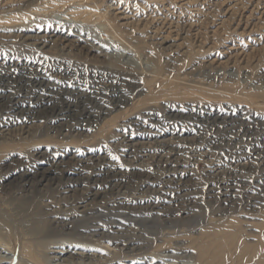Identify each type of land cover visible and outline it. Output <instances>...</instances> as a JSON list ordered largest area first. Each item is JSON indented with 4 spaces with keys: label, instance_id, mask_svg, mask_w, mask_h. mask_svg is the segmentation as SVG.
Returning a JSON list of instances; mask_svg holds the SVG:
<instances>
[{
    "label": "rangeland",
    "instance_id": "374dc122",
    "mask_svg": "<svg viewBox=\"0 0 264 264\" xmlns=\"http://www.w3.org/2000/svg\"><path fill=\"white\" fill-rule=\"evenodd\" d=\"M0 24L17 26L0 29V72L28 65L65 90L82 82L96 89L86 106L108 108L97 123L61 132L43 119L12 124L0 115V243L15 252L10 264L29 249L46 264L55 240L94 244L73 223L44 236L50 218L83 224L84 237L100 231L90 238L118 249L115 240L151 237L145 250L162 255L157 264H264V0H0ZM74 29L87 44L61 41ZM36 33L45 50L32 43ZM116 92L120 104L109 105ZM175 157L182 187L168 182L163 191L156 181L175 179L167 171ZM52 168L58 187L30 196L24 175ZM182 245L189 254L175 251ZM87 261L72 263L114 262L107 254Z\"/></svg>",
    "mask_w": 264,
    "mask_h": 264
},
{
    "label": "bare ground",
    "instance_id": "6f19581e",
    "mask_svg": "<svg viewBox=\"0 0 264 264\" xmlns=\"http://www.w3.org/2000/svg\"><path fill=\"white\" fill-rule=\"evenodd\" d=\"M86 4V3H85ZM90 4V3H89ZM93 4V3H92ZM80 7V6H79ZM89 7V6H88ZM85 13V12H84ZM60 25V24H58ZM57 25V27H58ZM17 26H11V25H2L0 24V29L2 30V32H4V34H7L9 32H12L14 29H16ZM24 27V26H22ZM21 28V27H20ZM28 28V27H27ZM32 28V26H31ZM59 28V27H58ZM107 28V26H106ZM24 29V28H23ZM51 29V28H50ZM64 29V28H62ZM61 29V30H62ZM35 30V29H34ZM40 30V29H39ZM47 30V29H46ZM24 31V30H22ZM49 31V30H48ZM68 33L71 32V30H68ZM77 33H76V32ZM81 29H74V35L73 36H69V34H64V39H61L62 42H67V40H71L72 43L71 44H84L88 41V36L87 35H83L81 34ZM20 32V31H19ZM47 32V31H46ZM57 32V31H56ZM62 32V31H59ZM73 32V31H72ZM71 32V33H72ZM15 33V32H14ZM53 34V31L51 32ZM63 33V32H62ZM51 34V35H52ZM10 35V34H9ZM20 35V34H19ZM24 35V33L22 34ZM29 36V35H28ZM32 38L31 40L32 43L34 42L36 45L37 44H42V48H47L49 46V44L47 43V40H45L43 38V36H45L44 34H39L36 33L34 35H30ZM29 36V37H30ZM47 36V35H46ZM58 36V35H57ZM61 36V35H59ZM14 37V36H13ZM17 37V36H16ZM23 37V36H22ZM52 37V36H51ZM27 37H25L26 39ZM57 38V37H56ZM62 38V37H61ZM90 38V37H89ZM60 39V38H59ZM27 40V39H26ZM50 40V39H49ZM25 41V40H24ZM58 41V40H57ZM53 42V41H52ZM55 42V41H54ZM98 42V41H97ZM96 43V42H95ZM26 44V43H24ZM30 44V43H28ZM67 44V43H65ZM70 44V43H69ZM87 44V43H86ZM27 45V44H26ZM85 45V44H84ZM77 46V45H75ZM74 46V47H75ZM79 46V45H78ZM64 47V46H63ZM68 47V45H67ZM65 47V48H67ZM73 47V50H74ZM82 47V46H81ZM80 47V48H81ZM107 47V46H106ZM36 48V47H35ZM84 48V47H82ZM49 49V48H48ZM78 49V48H77ZM88 50H92L96 51L95 49L96 46H92L90 48H87ZM45 50V49H44ZM63 50V48H62ZM72 50V48H71ZM80 50V49H79ZM84 51V50H83ZM98 51V50H97ZM101 51V50H100ZM104 51V50H103ZM102 51V52H103ZM50 52V51H49ZM89 52V51H88ZM128 52V51H127ZM130 52V51H129ZM42 53V52H41ZM44 54V53H43ZM105 54V52H104ZM105 56V55H104ZM127 56V55H126ZM103 57V56H102ZM106 57V56H105ZM109 57V56H107ZM128 58V57H127ZM12 59V58H11ZM108 59V58H107ZM110 59V57H109ZM112 60V59H111ZM4 61V60H3ZM6 61V60H5ZM116 61V60H115ZM17 63V62H16ZM27 64V63H26ZM16 65V64H15ZM2 68L7 70V71H3L0 72V115L1 117L4 116L6 117V121H8L9 123H19L21 121H25V120H32L34 121V119H43L45 120L48 124H50V127L55 130V131H59L61 132L62 130L64 131V129H69L72 130L70 127L71 122H78L77 125H79V127H83L85 126V123H92V122H96L99 119H101V117H103V114H106L108 111L104 110V109H99L100 111H104L103 114L96 112L98 111L97 109H93L90 106H86L88 104L91 103L90 99H89V95L91 92L96 91V89H86V87H82L83 84L81 82V85L77 84L76 86H74L73 89H69V90H65L63 89V87L57 84H53V82L49 81L46 77L45 74H42L40 72H38L36 69L34 70L32 67H29L28 65H24L25 67H20V68H15V71L11 70V66H4V64H1ZM13 66V65H12ZM14 68V67H13ZM36 68V67H35ZM40 69V68H39ZM1 70V69H0ZM18 70V72L16 71ZM63 72H70L71 74V70L69 69H65ZM73 73V72H72ZM66 74V73H65ZM66 76V75H65ZM69 76V75H68ZM80 78V77H79ZM51 79V78H50ZM101 82V81H100ZM80 83V82H79ZM76 84V83H74ZM110 85V84H109ZM70 86V85H69ZM85 86V85H84ZM90 86V85H89ZM96 87V86H95ZM120 87V86H119ZM117 85L115 86V91L117 90ZM98 89V88H97ZM71 90V91H70ZM101 91V90H100ZM95 93V92H94ZM93 93V94H94ZM100 93V92H99ZM102 94V93H101ZM104 94V93H103ZM123 95V94H122ZM87 96H89L87 98ZM94 96V95H93ZM102 96V95H101ZM109 96V95H108ZM110 97V96H109ZM123 97V96H122ZM94 99V98H93ZM128 99V98H127ZM92 100V99H91ZM95 101V100H94ZM110 101H112V103H110L109 105H113V106H117L118 104H120L121 101V96L118 92H116L115 94L112 93ZM123 101V99H122ZM101 102V101H100ZM84 105V106H83ZM95 105V104H94ZM93 106V105H92ZM104 106V105H103ZM97 107V106H95ZM114 109V108H113ZM198 113V112H197ZM44 121V123H45ZM209 121V120H208ZM212 121V120H211ZM38 122V121H37ZM132 122V121H131ZM146 122V121H145ZM35 123V122H34ZM39 123V122H38ZM97 123V122H96ZM214 123V122H213ZM24 125V124H23ZM33 125V124H32ZM7 126V125H6ZM22 126V125H21ZM36 126V125H35ZM44 126V125H43ZM74 126V125H73ZM27 127V126H26ZM34 127V126H32ZM42 127V126H41ZM23 128V127H22ZM44 128V127H43ZM46 128V127H45ZM21 129V128H20ZM148 129V128H147ZM7 130V129H6ZM11 130V129H10ZM16 130V127H15ZM28 130V129H27ZM36 130V129H35ZM43 130V129H42ZM52 130V131H53ZM22 131V129H21ZM32 131V130H31ZM30 131V132H31ZM50 131V130H48ZM213 131V130H212ZM16 132V131H15ZM25 132V131H24ZM45 132V131H44ZM13 133V132H11ZM20 133V132H19ZM48 133V132H47ZM1 134V133H0ZM26 134V133H25ZM31 134V133H30ZM38 135V134H37ZM229 135V134H228ZM232 135V134H231ZM34 135H32L33 137ZM232 138V137H231ZM230 138V139H231ZM165 139V138H163ZM156 140V139H155ZM167 140V139H166ZM170 140V139H169ZM168 140V141H169ZM173 141V140H172ZM158 142V141H157ZM161 142V141H160ZM164 142V141H163ZM162 142V143H163ZM148 145V144H147ZM143 146V145H142ZM145 146V145H144ZM152 146V145H151ZM158 146V145H157ZM168 146H171L170 144ZM148 147V146H147ZM153 147V146H152ZM178 148V144L176 146ZM133 148V147H132ZM163 148V147H162ZM140 149V148H139ZM159 150V149H158ZM171 151V150H170ZM179 151V150H178ZM169 152V151H168ZM173 152V151H172ZM142 154V153H141ZM148 154V153H147ZM162 154V153H161ZM167 154V153H166ZM136 155V154H134ZM159 155V154H158ZM155 156V155H154ZM160 156V155H159ZM168 156V155H167ZM196 156V155H195ZM157 157V156H156ZM164 157V156H163ZM162 157V158H163ZM166 157V156H165ZM179 157V156H178ZM177 157V158H178ZM182 157V156H181ZM180 157V158H181ZM176 158V157H175ZM173 159L174 160V164L173 166L171 165L169 167V169L167 170L169 173H176V177L175 179H170V181L167 180V185L164 182H161L159 179L156 181L158 184H160V189L164 191V186H170L172 187L174 182H176V185L178 184V186L180 185L179 182V178L182 177L183 175L180 173H183V169H181L182 172H180V170L177 171L179 166V159ZM151 159V158H150ZM171 159V158H170ZM88 160V159H87ZM152 160V159H151ZM158 160V159H157ZM185 160V159H184ZM187 160V159H186ZM153 161V160H152ZM169 161V160H168ZM167 161V162H168ZM81 162V161H80ZM88 162V161H87ZM90 162V161H89ZM159 162V161H158ZM165 162V163H167ZM181 162H184L183 160ZM180 162V163H181ZM86 163V162H85ZM99 164V162H97ZM185 163V162H184ZM244 163V162H243ZM249 164V162H247ZM247 164V165H248ZM83 165V164H82ZM161 165V164H160ZM242 165V164H241ZM249 168L251 166H248ZM42 168V167H41ZM165 168V167H164ZM163 168V169H164ZM53 169V168H52ZM185 169V168H184ZM240 170V169H239ZM42 171V170H41ZM219 171V170H218ZM217 171V172H218ZM37 172V171H36ZM237 172V171H236ZM39 173V172H38ZM60 173V172H59ZM65 173V172H64ZM102 173L107 174L106 172H100L97 173L98 175H102ZM113 173V172H112ZM117 173V172H116ZM232 173V172H231ZM24 174V173H23ZM22 174V175H23ZM189 174V173H188ZM233 174V173H232ZM60 175V174H59ZM56 172V170H44L42 171V173L40 174H35L33 175L32 172L31 174H29L28 172L24 175V188L26 189V192H28L29 194H31L30 196H34V192L36 193L38 190H42L43 186L46 188H51V187H58L57 185L60 182V176H59ZM64 175V174H63ZM148 175V174H147ZM210 176H212V174L209 173ZM214 175V173H213ZM115 176V175H114ZM118 176V175H117ZM219 176V175H218ZM11 177V176H10ZM150 177V176H149ZM172 177V176H171ZM213 177V176H212ZM17 178V177H16ZM73 178V177H72ZM110 178V177H109ZM190 178V177H189ZM225 178V177H224ZM228 178V177H227ZM226 178V179H227ZM231 178V177H230ZM21 179V178H20ZM19 179V180H20ZM22 179V181H23ZM71 179V178H70ZM77 179V178H76ZM84 179V178H83ZM117 179V178H116ZM148 179V178H147ZM214 179V177L212 178V180ZM69 180V179H67ZM99 180V179H98ZM106 180V179H105ZM178 180V182H177ZM182 180V179H181ZM189 180V179H188ZM223 182V184H227L224 179H219ZM228 180V179H227ZM79 181V180H77ZM93 181V180H92ZM96 181V180H95ZM113 181V180H112ZM152 181V180H151ZM163 181V180H162ZM220 181V182H221ZM12 182V181H11ZM68 182V181H66ZM116 182V181H115ZM114 182V183H115ZM120 182V181H119ZM168 182H172V185H169ZM189 182V181H188ZM212 182H216L215 180ZM72 183V182H71ZM70 183V184H71ZM156 183V184H157ZM210 183V180H209ZM217 183V182H216ZM74 184V183H73ZM72 184V185H73ZM84 184V183H83ZM88 184V183H86ZM126 184V183H125ZM184 184V182H183ZM186 184V183H185ZM189 184V183H187ZM214 184V183H213ZM221 184V183H220ZM66 185V184H65ZM85 185V184H84ZM93 185V184H92ZM116 185V184H115ZM219 185V184H218ZM122 186V185H121ZM185 186V185H184ZM112 187V186H111ZM179 187H182L181 185ZM61 188V187H60ZM59 188V189H60ZM89 188V187H88ZM115 188V187H113ZM14 189V188H13ZM55 189V188H54ZM57 189V190H59ZM77 189V188H76ZM79 189V188H78ZM112 189V188H111ZM20 190V189H19ZM119 190V188H118ZM159 190V189H158ZM61 191V190H60ZM79 191V190H78ZM84 191V190H83ZM88 191V190H87ZM106 191V190H105ZM109 191V190H108ZM126 191V190H125ZM178 191H181L178 189ZM21 192V191H20ZM42 192V191H41ZM62 192V191H61ZM73 192V191H72ZM85 192V191H84ZM83 192V193H84ZM102 192V191H101ZM100 193V192H98ZM111 193V192H109ZM27 194V193H25ZM79 194V193H78ZM82 194V193H81ZM94 194V193H93ZM103 194V193H102ZM118 194V193H117ZM71 195V194H70ZM80 195V194H79ZM97 195V194H96ZM95 195V196H96ZM112 195V194H111ZM173 195V194H172ZM29 196V195H28ZM76 196V195H75ZM90 196V194H89ZM92 196V195H91ZM104 197H106V194H103ZM102 196V197H103ZM176 196V195H175ZM103 197V199H104ZM106 199V198H105ZM176 199V198H175ZM99 201V200H98ZM112 201V200H111ZM179 201V200H178ZM120 202V201H119ZM117 203V201L115 202ZM132 203V202H131ZM111 205V204H110ZM157 205V203H156ZM161 205V204H160ZM155 206V205H154ZM154 210V209H153ZM82 212V210H81ZM84 212V211H83ZM67 214V213H66ZM60 215V213H59ZM63 216V215H62ZM189 216L191 217V215L189 214ZM196 216V214H195ZM54 217V216H53ZM71 217V216H70ZM183 217V216H182ZM189 218V217H186ZM197 218V216H196ZM59 219V217H58ZM68 220V219H67ZM76 220V219H75ZM79 220V219H78ZM170 220V219H169ZM188 220V219H187ZM77 221V220H76ZM190 221V220H189ZM68 222V221H67ZM73 223V224H72ZM75 222H71V223H57L56 221H54V219L50 218L49 219V223L47 226V229L44 232V236H58V235H63L64 232H66L67 229H69V225H71V228H75V230H77V234L79 236H82L83 239H86L89 242L94 243L92 244H77L76 242H72V241H65V240H55L52 241L51 244H49L48 248V253L51 254V258L48 259L46 264H74L72 263L73 259L76 258H81L84 259L85 261L88 260L90 262H94L95 261H99L102 259L104 254H107L109 257L112 258V260H114V262L112 264H140V263H148V264H155L156 261H158L157 258L161 257L156 255L152 256V255H147L146 254V250L148 247H150V243H152V241H154L151 237L145 240H140L138 238L137 241H132V243L126 242V243H120V240H115V238L117 236H115L113 234V237L115 236L114 240L117 242L116 244H118L117 246H121V249H118L116 246H113L111 244L102 245V241L101 238H96V240H93V238H90V236L95 238V234L100 235V231L97 233H92L89 235H87L84 237V235H82V232H87L86 229L84 230L83 227L78 228L80 225L83 224H78ZM181 223V222H180ZM191 223V222H190ZM87 225V224H86ZM172 225V224H171ZM106 226V225H105ZM112 226V225H111ZM175 226V225H174ZM178 226V225H177ZM91 227V225H90ZM98 227V226H97ZM100 227V226H99ZM110 227V226H109ZM157 227V226H156ZM165 227V226H164ZM182 227V226H181ZM70 228V229H71ZM87 228V227H86ZM105 228V227H104ZM172 228V227H169ZM112 229V228H111ZM154 229V228H153ZM157 229V228H156ZM166 228H164L165 230ZM189 229V228H188ZM110 230V229H109ZM113 230V229H112ZM142 230V229H141ZM146 230V229H145ZM151 230V229H149ZM155 230V229H154ZM191 230V229H190ZM69 231V230H68ZM147 231V230H146ZM153 231V230H152ZM167 231H169V229H167ZM140 232V231H139ZM151 232V231H150ZM156 232V231H155ZM163 232V231H161ZM171 232V231H170ZM173 232V231H172ZM181 233L182 231L176 230V233ZM198 232V231H197ZM68 233V232H67ZM103 233V232H101ZM142 233V231H141ZM165 233V232H163ZM112 234V233H111ZM138 234V233H137ZM117 235V234H116ZM149 235V232H148ZM168 235V233H167ZM101 236V235H100ZM109 236V235H108ZM133 236V234L131 235ZM144 236V235H143ZM151 236V235H150ZM35 238V236H34ZM104 238V237H103ZM111 238V237H110ZM119 238V237H118ZM141 238V237H140ZM160 239V238H159ZM168 239V238H167ZM171 239V238H170ZM230 239V238H229ZM128 240V239H127ZM126 240V241H127ZM135 240V239H134ZM100 241V242H98ZM113 241V239H112ZM161 241H164L163 238H161ZM2 242V241H1ZM3 243V242H2ZM165 243V242H164ZM175 243V242H174ZM193 243V242H192ZM226 243V242H225ZM149 244V245H148ZM160 244V243H159ZM163 244V243H162ZM176 244V243H175ZM187 244V243H186ZM196 244V243H195ZM128 245H134V246H129V248H131L129 251H131V253H124L122 250H125L126 248H128ZM192 246V245H191ZM184 245L180 246L178 249H175V251L177 253H180L179 255L182 254V256L186 255L187 250H185ZM51 248V249H50ZM28 249V248H27ZM128 250V249H127ZM170 249L167 248L164 252L165 257L169 256V251ZM12 251V252H11ZM23 250H21L22 252ZM135 251V252H134ZM172 251V250H171ZM11 250L6 244H1L0 243V264H10V262H12V258H13V254H15V252ZM194 252V251H193ZM145 253V254H143ZM149 253V252H147ZM188 253V252H187ZM197 253V255L195 257H200L201 260L202 258L204 259L205 256L207 255V250L203 247L198 248L195 251V254ZM3 254V255H2ZM5 254V255H4ZM160 254V252L158 253ZM189 254V253H188ZM193 254V253H192ZM17 255V254H16ZM28 258H26L24 255H22L20 252L19 254L16 256L18 259V264H35L32 260H35L36 262L40 261L38 260V257L36 255V253L34 251H32L31 249L28 250ZM174 255V254H173ZM194 255V254H193ZM210 255V254H209ZM15 256V255H14ZM47 256V255H46ZM176 256V255H175ZM118 257H121L122 259H119L118 261H115V259L117 260ZM179 257V256H178ZM105 258V257H104ZM108 258V257H107ZM114 258V259H113ZM218 258V257H217ZM148 259H151V262H149ZM194 259V258H192ZM162 260V259H161ZM195 260V259H194ZM60 261V262H58ZM79 261V260H78ZM87 261V262H88ZM103 261V260H102ZM108 261V260H107ZM190 261V260H189ZM209 261V260H208ZM207 261V262H208ZM82 262V261H81ZM191 262V261H190ZM97 263V262H96ZM95 263V264H96ZM102 263V262H101ZM200 263V262H199ZM87 264V263H86ZM90 264V263H89ZM92 264V263H91ZM104 264V263H103ZM157 264V263H156Z\"/></svg>",
    "mask_w": 264,
    "mask_h": 264
}]
</instances>
